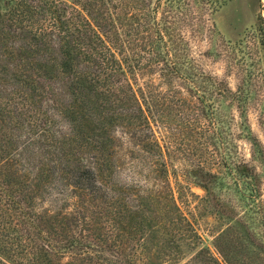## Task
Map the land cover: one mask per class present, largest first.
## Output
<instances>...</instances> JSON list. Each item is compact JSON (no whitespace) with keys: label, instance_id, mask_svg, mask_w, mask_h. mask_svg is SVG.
Listing matches in <instances>:
<instances>
[{"label":"trees","instance_id":"16d2710c","mask_svg":"<svg viewBox=\"0 0 264 264\" xmlns=\"http://www.w3.org/2000/svg\"><path fill=\"white\" fill-rule=\"evenodd\" d=\"M193 1L0 0V264L133 261L123 252L128 242L136 247L148 222L140 199L151 191L136 177L117 186L115 168L130 166L135 175L139 165L127 159L139 152V163L158 174L157 188L168 182L169 169L151 120L175 115L186 126L195 120L197 129L205 128L201 120H215L205 97L195 105L181 90L170 93L175 79L191 91L243 99L240 89L195 74L182 29L205 22V9L212 13L225 0L212 7ZM258 20L264 45L261 13ZM91 120H99L92 129ZM114 123L124 137L110 134ZM114 145H128L131 154ZM236 169L251 175L244 163ZM189 172L207 190L218 182V173L201 164ZM48 184L56 186L57 209L39 210L34 196ZM65 195L68 210L58 207Z\"/></svg>","mask_w":264,"mask_h":264},{"label":"rangeland","instance_id":"374dc122","mask_svg":"<svg viewBox=\"0 0 264 264\" xmlns=\"http://www.w3.org/2000/svg\"><path fill=\"white\" fill-rule=\"evenodd\" d=\"M207 1L212 7L215 0ZM259 13L264 17V0H225L212 13L205 9V22L196 21L198 24L182 29L195 74L203 72L225 82L233 91L240 89L243 99L238 102L217 94L208 96L204 87L191 91L187 83L175 79L170 93L181 90L195 105L203 104L205 97L214 108L215 120L209 126L205 123L208 120H201L205 126L202 129H197L195 120L186 126V121L175 115L151 120L166 151L169 169L168 182L158 181V189L153 187L158 174L139 163V152L127 159V163L139 165L138 173L134 175L130 166L115 168L112 181L117 186L136 177L146 181L143 188L151 191L140 199L148 222L135 236L136 247L128 242L123 252L128 257L134 254V259L123 264H264V45L260 44ZM68 92L64 87L57 95L62 100ZM91 121L90 129L99 123ZM110 130L111 135L114 132L124 137V129L116 123ZM114 148L119 154H131L128 145ZM241 163L251 175L236 171ZM198 164L205 171L218 173V182L209 190L197 184L189 172ZM54 188L48 184L35 194L36 208L57 209ZM62 198L58 207L71 208L66 205L67 195ZM173 242L181 250L171 248L175 247ZM222 252L234 256L233 261H226Z\"/></svg>","mask_w":264,"mask_h":264}]
</instances>
